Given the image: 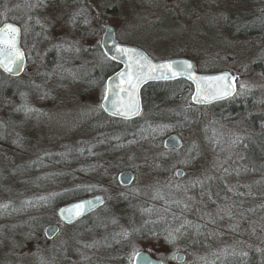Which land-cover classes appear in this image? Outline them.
<instances>
[{
    "label": "rangeland",
    "instance_id": "1",
    "mask_svg": "<svg viewBox=\"0 0 264 264\" xmlns=\"http://www.w3.org/2000/svg\"><path fill=\"white\" fill-rule=\"evenodd\" d=\"M1 1L0 26L13 21L22 28L29 63L18 78L7 77L0 70V171L20 167L18 172L23 174L26 166L21 168V164L50 157L56 164L54 171L39 167L29 180L56 189L55 193L66 186L62 181L72 177L74 166L81 165L68 162L59 168L56 157L66 162L64 149L90 143L100 127L117 120L101 107L106 92L104 69L97 78L93 76L94 68L111 61L101 48L107 25L115 28L121 44L137 46L155 61L185 57L194 62L198 73L238 75L236 92L229 101L241 103L233 109L251 107L249 113H258L261 124L264 122V30L249 28L264 10V0ZM191 86H178L168 95L172 101L152 107L149 103L151 110L156 107L158 112L192 114L173 122L172 132L165 137L178 134L184 147L164 148L166 153L158 157L162 173L149 175L142 169L123 192L136 197V204L159 200L177 204L182 214L179 231L138 237L133 250L148 252L164 264H264V161L258 157L264 153V143L253 139L255 129L247 114L216 116L212 106L195 105ZM140 116H147L144 102ZM246 138L254 140L250 156L258 161L249 163L250 169L240 155ZM185 159L189 163H180ZM109 162V170L120 162L140 169L141 160L124 151ZM179 168L185 169L187 176L177 178ZM197 180L203 183H195ZM106 195L107 206L121 199L117 189L108 187ZM39 198L26 197L21 203H35ZM11 204L4 202L0 192V264H47L46 259L42 263L47 252L68 242L74 247L66 256L70 262L133 263V255L124 261L115 254H103L97 261L101 255L96 247L99 237L90 239L83 233L80 242L72 235L75 227L64 224L52 240L45 236L48 223L41 233L30 232L22 244L14 241L3 250L2 231L12 230L18 221L7 224ZM172 237L173 242L166 240ZM179 253L185 256L182 263L172 258Z\"/></svg>",
    "mask_w": 264,
    "mask_h": 264
},
{
    "label": "trees",
    "instance_id": "2",
    "mask_svg": "<svg viewBox=\"0 0 264 264\" xmlns=\"http://www.w3.org/2000/svg\"><path fill=\"white\" fill-rule=\"evenodd\" d=\"M1 2L0 0V4ZM253 20L254 21L249 23V28H253L257 32L258 30H264V10ZM102 68L104 69L102 77L105 79L117 72L120 69V65L114 61H109L94 68L93 76L95 78L99 76V71ZM170 82L171 84H168L169 86H165L166 84L163 85L162 82H156L143 88L142 99L147 110L146 117L140 116L130 121L112 119L109 125H105L98 129V134L91 139L90 143L84 142L83 145H71V147L64 149L63 159H66V162H61L59 160L60 158L56 157L57 165L60 166L59 168H63L61 166H63V164H69L68 162L77 164L78 161L81 165L74 166L76 170H71L72 172H70L72 177L66 176V179L62 181V183H67L66 186H61L55 193L52 191L56 189L49 188V186L39 187L37 183H34L35 180H29L34 178L39 167H41L40 170L50 171L51 173L54 171L56 164L51 163L52 159L50 157H45L40 160L37 158L34 160L31 159L28 163L30 164L29 167H27V163L21 164V168L26 166L23 174H20V171L18 172L20 167H14L15 169L9 167L6 171H0V192L3 194L4 202H13V204L8 207L11 211L8 213V216H6L8 220L7 224H9V222L11 224V220H18L16 223H13L14 228L10 227L12 230L5 229L2 231V237L5 242H2L1 248L5 250L7 245H11L14 241L22 244L24 240L29 237L31 234L30 232L35 231L37 234L40 230L41 233L43 230L42 228L48 225V223H59L60 219L58 212L60 208L65 205L95 194H103L106 198L108 187L117 189L121 193V199L118 198L114 202L115 204H111L110 206H107L106 201L103 207L72 225V227H75L72 235H75L77 237L76 239L80 242L83 240L81 237L84 235L83 233H86L90 239H92V236L99 237L100 240L98 241V245H95L97 250L100 251L98 253L101 255L97 261L102 259L101 257L103 254L104 256H113L115 254L124 261H128L134 251L132 245L136 238L160 237L171 231H176L182 218L180 208L176 206L177 204L171 205L162 200L155 203L145 202L136 204L135 200L137 198L123 193L126 188L121 187L117 181V174L122 170H131L134 174H139L142 169L148 172L149 175L162 173L163 164L158 160L159 158L161 159L162 154L164 155L166 153L164 149L165 137L170 131L172 132L173 127L171 126L173 122L176 121V123H178L182 119L184 120L186 115L189 118H191L192 115L190 112L183 116L158 112L156 107L151 110L154 103L161 104L162 101H172V99H170L171 96L169 97L168 95H173L174 91L178 86L182 85V83H185L188 87L191 86L188 81L182 79ZM238 103L241 102L238 100L224 101L212 105L211 109L216 116L236 114V112L247 114V116H249V118L246 117L247 120L255 129L253 139L264 143V129L261 127L259 114H250L249 110L251 107L248 106L240 110L233 109L234 104ZM150 110L151 112L148 113ZM253 118L254 121H250ZM173 131L175 132V130ZM254 140L246 138L244 142L245 145L241 149L240 155L243 162L245 161L246 164L243 165L246 166L247 169H250L249 163L253 165L258 164V161L252 160L250 156V149L254 144H250V142ZM124 151L140 158V169L120 162L119 164H112V168L109 170L108 166L111 165L109 161H114L117 156H120ZM197 155L198 152H196V156L194 157L198 158ZM258 157L262 159L263 163L264 153L262 156L259 154ZM189 167L190 166H188V169ZM77 168L79 169L77 170ZM184 176H187L186 170ZM61 178H57V180H61ZM190 193L194 194L195 192L191 190ZM22 194H24V198ZM123 195H126L127 198ZM35 196L38 198L41 197L42 199L40 201L36 200L35 203L28 202L26 205L21 203V200L26 197L31 199ZM123 198L126 200H122ZM116 215H119L120 218L115 219ZM71 248L74 247L70 242L60 248L55 247L53 250L47 252V257L45 256L43 258L42 263H44L46 259L47 264H75V262L66 260V256L69 251H71ZM94 252L96 251L94 250ZM110 257L111 256H108V258ZM108 258L105 257V260ZM53 260L55 261L53 262ZM2 263L8 264L6 261ZM76 263L87 264L82 261Z\"/></svg>",
    "mask_w": 264,
    "mask_h": 264
},
{
    "label": "water",
    "instance_id": "3",
    "mask_svg": "<svg viewBox=\"0 0 264 264\" xmlns=\"http://www.w3.org/2000/svg\"><path fill=\"white\" fill-rule=\"evenodd\" d=\"M7 24H12L16 27L19 28L20 32H19V43H18V47L19 49L23 52V49L20 46V34H21V29L20 27L13 23V22H6L4 23L0 28H3L5 25ZM117 46L120 47H125V48H133L136 49V54L135 55V59L139 60L140 64H147V62H151L153 64H160V63H165V62H176V61H180V62H187L190 63L193 67L189 70L190 72L194 73L195 76L197 77H218V76H224V75H228L230 78H235L234 81V86H235V92H236V85H237V76L236 75H232L231 73L224 71V72H218V73H198L196 71V67L194 62L189 59V58H185V57H181V58H174V59H168V60H162V61H155L154 59H152L144 50H142L141 48L137 47V46H133V45H126V44H121L117 39H116V33H115V28L113 26L107 25L105 27V32L103 34L102 37V49L104 51V53L110 58L112 56H117V59L113 60L116 63H118L120 65V69L115 72L114 74H112L107 80H106V89L107 88H112L113 91L111 92H105V95L107 94L108 99L105 100L103 99L101 105H103V110L112 118H115L117 120H124V121H128V120H132V119H136L140 116V114L142 113V98H141V90L148 84L150 83H154V82H162V81H170V80H176L179 78H186L187 80H189L193 87H194V92L192 95V102L195 105L198 106H206V105H210V104H214L217 102H221L224 100H227L229 98H231L235 92L232 95H229L225 98H221V99H215V100H210L208 102H199L198 100H194L193 97L196 95V86H197V82L193 79H189L187 74L184 75H180L177 76L173 79H153V78H148L145 79L143 82H141L139 84V87L135 90V94L132 97V99L138 103L139 105V109L140 112L138 115H131L130 117H125L123 115L120 114H114L116 112V109L113 107V103L115 102L117 105L121 104L122 102H127L129 100V95L126 92H119V95L117 96V92L119 91L118 89L115 88V86L117 84L120 85L121 88H127L128 85L126 83L123 82V80L120 78L119 74L120 73H126L128 71V59L126 56H121L119 53H117L116 48ZM25 54L23 57L22 61H17V64H19V68L16 67V65H11L13 67V71L12 72H7L4 70L3 67H0L1 71L3 73H5L8 76L11 77H20L24 70H25ZM145 72H148V69L145 68ZM151 75H158V73H151ZM229 83H232L231 80L228 81ZM205 82L201 81V84L203 85ZM164 147L167 150H179L183 147V140L182 138L178 135V134H171L169 135L164 142ZM179 171H181L183 174L182 175H176L177 178H183L185 171L183 169H178ZM134 179V173L131 170H126L120 173L119 175V182L123 187H128L132 181ZM105 199L103 197V195H95L92 197H87L84 198L82 200H79L77 202H73L71 204H68L64 207H62L59 210V217L61 219V221L64 224H72L75 221L79 220L80 218L84 217L85 215L97 210L98 208L102 207L104 205ZM77 204H84L85 205V210H83L82 214L80 216H75L74 212H73V208L74 205ZM55 228L57 229V231H49V229ZM60 231V227L57 224H52L49 225L48 227H46L45 229V236L48 240H52L54 239L58 233ZM140 253L143 254V256H147L148 259L151 260L152 264H161V260L159 259H155L154 257H152L148 252L145 251H140ZM184 254L183 253H179L176 256V261L178 263H182L184 260ZM133 264H144V261L141 257H135L134 258V263Z\"/></svg>",
    "mask_w": 264,
    "mask_h": 264
},
{
    "label": "snow or ice",
    "instance_id": "4",
    "mask_svg": "<svg viewBox=\"0 0 264 264\" xmlns=\"http://www.w3.org/2000/svg\"><path fill=\"white\" fill-rule=\"evenodd\" d=\"M19 32V28L12 24H7L3 28H0V67H3L7 72L13 71L11 65H16V67L19 68L17 61H22L24 57L23 52L18 47ZM116 51L121 56H126L128 59V71L119 74L120 78L128 85V87L121 88L120 85L117 84L115 88L119 91L116 94L118 96L119 92H126L129 95V100L127 102H122L119 105L114 102L113 107L116 109L114 114L118 113L125 117L139 114V105L132 99V97L135 94V90L139 87V84L148 78L173 79L177 76L187 74L189 79H193L197 82L196 95L193 99L198 100L199 102H208L210 100L225 98L235 92V78H230L228 75L218 77H197L194 73L189 71L193 66L187 62L176 61L153 64L149 61L147 64H140L139 60L135 59L134 54H136V49L117 46ZM110 59L115 60L117 59V56H112ZM145 68L148 69L147 73L145 72ZM151 73H158V75H151ZM229 80H231L232 83H229ZM201 81L205 83L202 85ZM111 91H113L112 88L106 89V93ZM104 99H108L107 94ZM101 107H103V105H101ZM29 111H31V109H29ZM180 163L187 164L189 163V160L185 159L180 161ZM182 174L181 171H176V175ZM195 183H203V181L197 180ZM177 187H179V185H177ZM83 210H85L84 204L74 205L73 212L75 216H80ZM49 231H57V229L52 228L49 229ZM176 231L178 232L179 229ZM169 235L171 237V234ZM166 240L171 243L173 242L174 237L171 239L166 238ZM132 255L133 258L141 257L144 264H152L151 260L148 259L147 256H143L139 251H134ZM172 258L176 259V256L174 255ZM161 264H163L162 261Z\"/></svg>",
    "mask_w": 264,
    "mask_h": 264
},
{
    "label": "flooded vegetation",
    "instance_id": "5",
    "mask_svg": "<svg viewBox=\"0 0 264 264\" xmlns=\"http://www.w3.org/2000/svg\"><path fill=\"white\" fill-rule=\"evenodd\" d=\"M21 28V27H20ZM23 44V39H22V28H21V34H20V46H21V48L23 49V51H24V54H25V57H26V67L28 66V63H29V60H28V56H27V52H26V49H25V47L22 45ZM26 67H25V70H26ZM238 79H239V76L237 75V81H238ZM236 89H237V86H236ZM232 99V98H231ZM231 99H229V100H231ZM229 100H227V101H229ZM215 104V103H214ZM214 104H210V105H207V106H212V105H214ZM261 127L264 129V122H263V124H261ZM79 221V220H78ZM78 221H76V222H78ZM75 222V223H76ZM74 223H72V224H69V225H66V226H71V225H73ZM61 225V224H60ZM154 257V256H153ZM154 258H156V259H159V260H161L162 262H163V264H164V261L162 260V259H160V258H157V257H154ZM133 264V263H132Z\"/></svg>",
    "mask_w": 264,
    "mask_h": 264
}]
</instances>
